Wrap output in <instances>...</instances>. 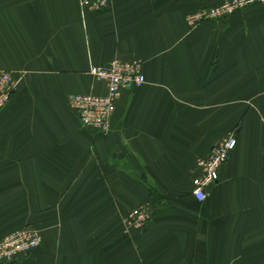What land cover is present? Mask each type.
I'll return each instance as SVG.
<instances>
[{
  "label": "crops",
  "instance_id": "0c3cea01",
  "mask_svg": "<svg viewBox=\"0 0 264 264\" xmlns=\"http://www.w3.org/2000/svg\"><path fill=\"white\" fill-rule=\"evenodd\" d=\"M226 0H0V72L20 74L0 111V239L36 250L5 264H264V5L191 27ZM142 62L106 135L69 95H103L91 66ZM233 134L208 196L196 159ZM149 205L141 229L129 212Z\"/></svg>",
  "mask_w": 264,
  "mask_h": 264
},
{
  "label": "built area",
  "instance_id": "2783aa9c",
  "mask_svg": "<svg viewBox=\"0 0 264 264\" xmlns=\"http://www.w3.org/2000/svg\"><path fill=\"white\" fill-rule=\"evenodd\" d=\"M115 0H81L84 9L102 12ZM252 5H264V0H226L221 4L204 7L187 16L191 27L202 22L222 21ZM89 74L105 84L103 95H69L67 104L76 115L82 128L106 135L110 130V119L115 110L116 101L124 90H134L145 83L142 62L138 59L123 61L113 59L103 66H91ZM20 74L9 71L0 72V111L7 105L17 91ZM233 134L214 144L205 157L196 159V174L192 177L191 195L202 202L209 188L219 179V171L227 162L236 146ZM149 205L144 204L129 212L125 218L126 227L141 229L149 220ZM41 243L39 235L23 228L11 232L0 239V264L9 263L32 253Z\"/></svg>",
  "mask_w": 264,
  "mask_h": 264
},
{
  "label": "rangeland",
  "instance_id": "374dc122",
  "mask_svg": "<svg viewBox=\"0 0 264 264\" xmlns=\"http://www.w3.org/2000/svg\"><path fill=\"white\" fill-rule=\"evenodd\" d=\"M18 230H19V229H18ZM15 231H16V230H15ZM34 231H35V230H34ZM13 232H14V231H13ZM35 232H36V231H35ZM9 234H10V233H9ZM7 235H8V234H7ZM7 235H6V236H7ZM4 237H5V236H4ZM4 237H3V238H4ZM3 238H1V239H3Z\"/></svg>",
  "mask_w": 264,
  "mask_h": 264
}]
</instances>
